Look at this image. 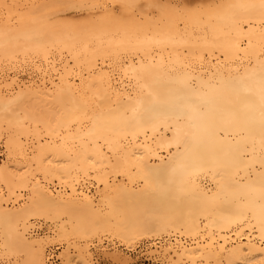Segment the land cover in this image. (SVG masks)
<instances>
[{
    "label": "bare ground",
    "instance_id": "bare-ground-1",
    "mask_svg": "<svg viewBox=\"0 0 264 264\" xmlns=\"http://www.w3.org/2000/svg\"><path fill=\"white\" fill-rule=\"evenodd\" d=\"M57 1L69 6L95 0H0V59L46 56L57 47L71 53L74 66L83 56L86 67L70 77L73 64L64 61L58 77L43 72L40 82L24 86L36 99L52 98H33V104L53 100L64 108L62 121L43 123L54 128L43 127L50 137L44 142L41 128L24 129L28 114L8 115L21 104L17 98L31 92L0 91V139L7 150L0 159L1 246H28L31 260L23 264H46V238L25 237L33 216L60 222L54 229L58 243L100 233L132 242L172 231L174 241L168 237L150 250L169 257L167 263L264 264V0L189 9L181 29L173 25L176 11L167 12L165 22L156 17V25L155 19L136 23L141 16L123 20L112 6L96 21L91 8L89 20L96 22L88 20L84 31L50 19ZM121 1L131 7L136 0ZM122 51L128 56L116 76L104 61ZM205 52L219 60L202 62ZM97 53L104 57L98 65ZM27 58L31 63L33 57ZM28 133L38 135L30 148L22 142ZM67 251L61 252L65 263L77 262L79 252L73 259Z\"/></svg>",
    "mask_w": 264,
    "mask_h": 264
},
{
    "label": "rangeland",
    "instance_id": "rangeland-1",
    "mask_svg": "<svg viewBox=\"0 0 264 264\" xmlns=\"http://www.w3.org/2000/svg\"><path fill=\"white\" fill-rule=\"evenodd\" d=\"M97 1H98V3L99 4H97ZM112 0H95L94 2H91V3H89V1H86V2H82V3H80L79 2V4H77V5H75V4H73L72 5V3L71 4H69V6H68V4L67 3H64V2H62V1H57V2H55V4L54 5H51V10L49 11L50 12V19L51 20H53V21H60L59 23H65V24H68V25H66V26H71L72 28H76V29H78L79 27H80V31L81 30H85V28L87 27H89V26H87L86 24H88L87 22H88V20H89V13L90 12H92V11H96L95 13L94 12H92L91 14L92 15H90L92 18H94L96 21L98 20V18H95V17H98L99 16V18L101 17L100 15H102L103 13H104V10L105 11H108V10H110V9H112V10H114L113 11V13L114 14H117V17L118 16H121V18L123 19V20H126V19H129V20H131V18H139L140 16H141V18H139V22H136V23H143V22H145V21H149V20H151V22L153 23L154 22V19H155V24L156 25H160V21L159 20H157V19H161V21H164L165 22V18H162L163 16L164 17H166L167 16V12H168V15H170V14H173V12L175 13V11L177 12L175 15L177 16V17H175V15L173 16V17H175V18H173V20H176V21H174L173 23H176V24H173L174 26H176V28H178V29H181V28H183V26H184V19H183V16L184 15H186V14H188V13H192V11L190 10L189 12H187L189 9H196V11L198 12L199 10H208V8H210V7H212L213 5H216L217 3L218 4H221V3H223L222 1L223 0H136L134 3L133 2H131V3H133V4H131V5H134V6H131L130 7V5L129 4H124L121 0H120V2H116V1H118V0H114V1H112ZM96 2V3H95ZM117 3V4H115V3ZM120 5H119V4ZM90 4H94V5H90ZM169 4V6H167ZM209 4H210V6H209ZM218 4L216 5V6H218ZM79 5V6H78ZM80 5H85L84 7H86V5H89V6H91V7H87V8H84V7H80ZM96 5H98V7H99V9L100 10H98V8L96 9ZM116 6V7H114V6ZM122 5H123V7H122ZM205 5V6H204ZM72 6H74V7H72ZM78 6V7H77ZM109 6H112V8H108ZM166 6V7H165ZM172 6V7H171ZM184 6V7H183ZM200 6V7H199ZM205 7V9H204V7ZM216 6H214V7H212V8H215ZM106 7H107V9H106ZM189 7V8H188ZM206 7H208L207 9H206ZM91 8H92V11H90L91 10ZM102 8V9H101ZM114 8V9H113ZM125 8L126 9H128V10H125ZM178 8V9H177ZM186 9L187 8V10H184V9ZM198 8H200L199 10H198ZM203 8V9H202ZM212 8H210V9H212ZM88 9V10H87ZM90 9V10H89ZM165 9H167L166 11H163V10H165ZM169 9V10H168ZM180 9H182V10H180ZM87 10V11H86ZM100 11H103V13L102 12H100V14H99V12ZM161 10V11H160ZM88 11H90V12H88ZM121 11V12H120ZM170 11V12H169ZM196 11L195 12H193V13H196ZM88 12V13H87ZM164 12V13H163ZM181 12V13H180ZM183 12V13H182ZM123 13V14H122ZM144 13H146V14H144ZM161 13H162V16H161ZM185 13V14H184ZM198 13H200V12H198ZM183 14V15H182ZM93 15H94V17H93ZM124 17H126V19L125 18H123V16ZM134 15V16H133ZM145 15H147V16H145ZM91 17H90V20H89V22L92 20V24L94 23V19H91ZM151 17V18H150ZM156 17H157V19H156ZM182 19H181V18ZM55 18V19H54ZM143 18V19H142ZM145 18L146 19H148V20H145ZM150 18V19H149ZM129 20L126 22V23H128L129 22ZM135 20V19H134ZM134 20H132V22L134 21ZM136 20V21H137ZM178 20V21H177ZM56 21V22H57ZM95 21V22H96ZM142 21V22H141ZM178 22V23H177ZM179 22H181V23H179ZM91 23V22H90ZM89 23V24H90ZM134 23H135V21H134ZM146 23V22H145ZM72 24V25H71ZM85 24V26L83 27V25ZM161 24H163V23H161ZM180 24V25H179ZM183 24V25H182ZM74 25V26H73ZM77 26V27H76ZM177 26H180V27H177ZM90 27H91V24H90ZM86 28V29H87ZM92 28H94V27H92ZM99 28H100V26H99ZM98 28V29H99ZM98 29H96V30H98ZM50 47H48V49H49ZM56 48V50H54V47H53V49L51 50V48L48 50V51H52L51 52V54H50V52H48L47 53V55L46 56H43V55H40V54H36L35 55V53L33 54H31V55H33V56H29L30 54H26V56L24 57L23 55H25V54H21V53H16V54H14L15 55V58H12V60H10V58H8V59H6V61H4L3 59H5V58H2V59H0V82L1 81H3V82H1L0 83V91L2 90V91H4V93H5V91H6V93L7 94H9V93H11V90L13 91L12 92V94H16L17 92V90H21V88L22 89H24V90H26V92L28 93V92H31V93H29V94H31V97H29L28 95H26V94H23L22 95V97H20V100L17 98V100H19V101H17L16 100V102H21V104L19 103V106L17 105L16 106V104H15V107H13L12 108V111H9L8 113V115H10L11 116V112H13V111H15V112H13L12 113V115H15L17 112H18V114L17 115H15V116H13V117H15L16 118V116H25V115H27L28 114V116H30V117H33L34 118V120H32L33 122H35L36 123V125L35 124H33V122L32 121H30V119L28 118V116H25V124H24V129H28L29 130V132L30 131H34V128L33 129H31L32 127H38V128H35V130H39V128H41L42 129V131H41V129H40V133L38 132V135H42L43 133H45V135L47 134V130H53L54 128H52V126H50L51 124H53L54 122H52V121H54V120H56V118L57 117H60L59 119H61L60 121H62V119L63 118H61V117H63V116H65V111H64V108H59L58 106H60V105H57V107H56V102L54 103L53 102V100H52V104H53V106H52V104H50V105H48V103L45 105L44 103H42V104H39V105H37V104H35V103H37V102H35L34 100H33V98H34V96H33V94H32V89H29V88H27V87H24L25 85H27V84H30V83H38V82H40L42 79L40 78L41 76H39V75H42L43 74V72H45L46 73V75H47V73H48V75H54L53 76V78H55V77H58V75H59V72L61 73L62 71H63V68H64V66L62 65V64H64V61H66V62H68V63H66V64H68V65H71V64H73L74 63V61L71 59V53L70 54H68L69 52H67L68 50H65V49H63V51H61L62 49H60V53L58 52L59 51V49L57 48V47H55ZM53 50H54V52H53ZM65 50V51H64ZM67 53V54H66ZM123 53V54H122ZM126 52H124V51H122V52H120L119 53V55H117L116 57L115 56H113L112 54V56L110 55V57L108 56V54H107V58L105 57V61H104V57H101L102 56V53H97V55H95V56H99V58H96L95 57V62L97 63V65L98 64H101V62L102 61H104L105 62V64L108 66V65H111V67L110 66H108V68L109 69H111V71L113 72V73H115V75L116 76H118V75H120V76H122V70H120V68H121V64L123 63V62H125V60L127 59V56H128V53H126ZM54 54V55H53ZM55 54L57 55V56H55ZM63 54H65V55H63ZM101 56H100V55ZM23 57H22V56ZM38 55V56H37ZM59 55V56H58ZM63 55V57H61ZM126 55V56H125ZM208 54L205 52L203 55H202V58H201V56H200V58L202 59V60H204V61H202V62H206V63H208V64H212L211 62L213 61L214 63L217 61V60H219L217 57H216V54H214V58H213V54H212V56H207ZM16 56H17V59H16ZM37 56V57H36ZM68 56V57H67ZM105 56V55H104ZM124 56V57H123ZM14 57V56H13ZM18 57H20V58H22V59H20V58H18ZM27 57H30L29 58V60L30 59H32V57H33V59H32V61L30 60V62L31 63H29L27 60H28V58ZM39 57V58H38ZM42 57V58H41ZM54 57H58L57 59H55ZM64 57H65V59H64ZM113 57V58H112ZM119 57H120V59H119ZM122 57H123V60H122ZM209 57H211L210 59H208ZM51 58V59H50ZM69 58V59H68ZM100 58H102L103 60L101 61V59ZM110 58V59H109ZM114 58H116V59H114ZM126 58V59H125ZM195 58V57H194ZM193 58V61H195V62H197V58L196 59H194ZM216 58V59H215ZM36 59H37V61H36ZM40 59V60H39ZM61 60V62L59 61V60ZM64 59V60H63ZM66 59H68V60H66ZM83 59V56H82V58H81V60H80V62H79V65H75L74 66V64H73V73L71 74V76L70 77H76V76H74V74L79 70V68L81 67V69L82 70H84V71H82L81 69L79 70L80 72H82V73H85V71H86V67L84 66V65H82V62L84 61V60H82ZM111 59H112V61H111ZM35 60V61H34ZM43 60V61H42ZM47 60H49V61H47ZM58 60V61H57ZM69 60H71V61H69ZM99 60V61H98ZM115 60V61H114ZM192 60V59H191ZM210 60V61H209ZM7 61H9V62H7ZM55 61H57V62H55ZM101 61V62H100ZM115 62V64H113L114 62ZM209 61V62H208ZM33 62H36L35 64L33 63ZM43 62H45V63H43ZM46 62H48V64H49V66H46L47 64H46ZM70 62V63H69ZM107 62H109V64L107 63ZM112 62V63H111ZM117 62V63H116ZM120 62V63H119ZM60 63V64H59ZM83 63H85V62H83ZM43 64V65H42ZM65 64V66H67ZM118 64V65H117ZM120 64V65H119ZM32 65V66H31ZM36 65H37V68H39V70H37V68H36ZM39 65V66H38ZM60 65V66H59ZM114 65L116 66V67H114ZM53 66V67H52ZM54 66H56V67H54ZM52 67V68H51ZM34 68H36V70L34 69ZM49 68V69H48ZM54 68V69H53ZM85 68V69H84ZM52 69V70H51ZM59 69V70H58ZM75 69V70H74ZM113 69V70H112ZM47 72H46V71ZM56 70L58 71V72H56ZM116 70H117V72H116ZM53 71V72H52ZM74 71H76V72H74ZM78 71V72H79ZM41 72V73H40ZM50 72H51V74H50ZM38 73V74H37ZM44 73V74H45ZM56 73H57V75H56ZM119 73V74H118ZM14 74V75H13ZM118 74V75H117ZM6 75V76H5ZM5 76V77H4ZM19 76V77H18ZM35 76V77H34ZM36 76H38L39 78L37 79V77ZM3 77V78H2ZM5 78V79H4ZM8 80H7V79ZM12 78V79H11ZM17 78V79H16ZM31 78H33V79H31ZM14 79H15V81H14ZM20 79V80H19ZM11 80H13V83L11 82ZM19 80V81H18ZM39 80V81H38ZM9 82H11V83H9ZM6 85V86H2V85ZM16 84H18L19 85V87L18 86H16ZM21 84V85H20ZM24 84V85H23ZM7 85L9 86V89H8V87H7ZM6 87H7V89H6ZM13 87V88H12ZM4 88V89H3ZM20 88V89H19ZM15 90V91H14ZM24 90H23V92H24ZM31 90V91H30ZM1 91V92H2ZM8 91V92H7ZM10 91V92H9ZM26 92H24V93H26ZM29 97V98H28ZM37 97V96H36ZM36 97L34 98V99H36ZM44 98L42 99L41 97H39V98H41V99H39V98H37L38 99V101H42V100H44V102H51V99L52 98H48L47 97V101L45 100L46 99V97L45 96H43ZM30 99H31V101H30ZM36 99V100H37ZM26 100V102L27 103H25L24 101ZM33 100V101H32ZM33 102H35L34 104H33ZM17 103V104H18ZM25 103V104H24ZM32 103V104H31ZM38 103H40V102H38ZM44 105V106H43ZM55 105V106H54ZM20 106H23L24 107V109H20V108H22V107H20ZM50 106V107H49ZM53 107V109H52V107ZM48 107V108H47ZM57 108V109H55V108ZM19 109V110H16V109ZM51 108V109H50ZM55 109V110H54ZM22 110H27L28 111V113H27V111H25L24 113L23 112H21ZM61 112H63L62 114H61ZM20 113H21V115H20ZM24 114V115H23ZM53 114H55V118L54 119H52V115ZM60 114V115H59ZM58 115V116H57ZM12 117V116H11ZM15 118H13V119H15ZM33 118H31V119H33ZM50 118H51V121H49L50 120ZM36 119V120H35ZM28 121H30L29 123H28ZM37 121V122H36ZM46 122H50L51 124H49V125H44L43 123H46ZM40 123V124H39ZM47 123V124H48ZM58 123V121H55V123L53 124V125H55V124H57ZM32 124H33V126H32ZM29 125V126H28ZM39 125V126H38ZM41 125H43V126H41ZM46 127L45 129H47V130H45L43 127ZM47 126H50L51 128H47ZM53 127H55V126H53ZM27 131V130H26ZM28 132V131H27ZM26 132V133H27ZM31 132V133H32ZM42 132V133H41ZM31 133H28L30 136H26V135H28V134H24V135H22V142H24V144H25V147H27V148H30L31 146H32V144L34 145L36 142V137L38 136V135H34V136H32V134ZM34 133V132H33ZM42 135L41 137L42 138H40V139H42L43 140V142L46 140H49L50 139V137L48 136V135ZM26 136V137H25ZM23 137H25V138H23ZM32 137H34V138H32ZM48 139H47V138ZM27 138V139H26ZM1 141H0V159L2 158V159H5L6 158V152H7V150H5L6 149V147H5V142H4V140L5 139H0ZM27 140V141H26ZM26 141V142H25ZM27 142H29V144H27ZM33 142V143H32ZM35 142V143H34ZM27 144V145H26ZM4 154V155H3ZM2 156H4V157H2ZM42 179V178H41ZM205 179V181H207V178H204ZM90 181V184H93L94 185V178H91L90 180H88V182ZM93 181V182H92ZM59 182V181H58ZM57 182V180H54V183H57V184H55L56 186L58 185H62L61 183H58ZM20 202V203H19ZM13 204H14V207L16 206V207H19V206H22L21 205V201H15V202H13ZM12 204V201H10V204H9V206H11V205H13ZM12 208H13V206H12ZM31 219V220H30ZM29 220H28V223L27 224H33V228H32V226H30V225H28V227H27V229L28 230H26L25 232V237L27 238L26 240L27 241H30V240H32V239H35V240H38V239H40V237H41V240H42V238H46V240L44 241V239H43V241H44V243H45V245L43 246L44 247V255H46V259H47V251L50 249V248H54V247H56V246H58V248H57V255H58V257L60 258V263L59 264H66L65 263V261H66V259L64 258L65 256L63 255V256H61V254H63V253H61L64 249L65 250H67L68 249V251H67V253L69 252V254L71 255V257L73 258V259H75L76 258V256H74V255H77V254H75V253H77V252H79L78 253V255H80V258L78 257V258H76L74 261H77V262H72V264H81V262H82V257H84L85 256V260H86V263H84V264H90L91 262H92V264H170L171 262H168L167 263V261H172V260H170L169 259V257H167V256H162V255H160V254H158V253H153L152 254V252H150V250L152 251L154 248H156V245H159V244H162L163 242H165L166 240H168V237H169V240L171 241V240H173L174 241V238H176L177 236H176V234H174L172 231H170V233L168 232V231H165V233H161L160 235H156V233L153 231V232H150V233H148V235L147 234H144V237H140V238H134V240L133 239H130V240H132V242L134 243V241H136L134 244L131 242V241H129L128 242V240L126 241L125 239H123L122 237H120V236H113V235H111V234H105L104 233V235L102 234V233H100L98 236H93V237H90L89 239H88V237L86 238V237H79V238H74V237H72V241H63L62 243L61 242H59L58 243V241L59 240H57L58 238H57V235H56V232H57V230H54V229H57L58 228V225H59V223L58 222H56V224H54V221H51V220H47L46 218H39V217H31ZM31 222V223H30ZM56 226V227H55ZM36 229V230H35ZM53 232V233H52ZM32 233V234H31ZM150 234H154V235H151L150 236ZM166 234V235H165ZM172 234V235H171ZM32 235V236H31ZM55 235V236H54ZM30 236V237H29ZM52 236H53V238H52ZM1 238V237H0ZM51 238L52 240H49V239ZM55 238V239H54ZM71 238V237H70ZM73 238L74 239H76L75 241H73ZM81 238V239H80ZM83 238H86V239H83ZM98 238H99V240H98ZM180 238V237H179ZM182 238L183 239H189V237L188 236H182ZM81 241H80V240ZM83 239V240H82ZM136 239V240H135ZM163 239V240H162ZM166 239V240H165ZM54 240V241H53ZM57 240V241H56ZM88 240V241H87ZM168 240V241H169ZM49 241V242H48ZM53 241V242H52ZM78 241V242H77ZM158 241V242H157ZM161 241V242H160ZM0 242H2V240L0 239ZM50 242H52V243H50ZM69 242V243H68ZM83 242V243H82ZM157 242V243H156ZM58 243V244H57ZM97 243V244H96ZM133 245H132V244ZM16 244H18V243H14L13 245H16ZM70 244V245H69ZM137 244H140V247H136L137 246ZM153 244V245H152ZM156 244V245H155ZM74 245V246H73ZM75 245H76V247H75ZM80 245V247H77V246H79ZM132 245V246H131ZM155 245V246H154ZM18 246H22V247H17V246H15L14 247V249H12L11 251H8L7 249H4L2 246H1V244H0V255H2V256H6L5 258L4 257H2V261H0V264H23V263H26L28 260H31V259H29V256H28V250L26 251L25 249H24V247L26 248V249H28L29 248V252H30V247H28V246H23V245H21V244H18ZM34 246H37V245H34ZM83 246V247H82ZM87 246H88V248H90V249H88L87 248ZM105 246V247H104ZM2 247V248H1ZM12 247V246H11ZM11 247L9 248V249H11ZM2 249V250H1ZM81 249H84L83 251L81 250ZM85 249H87V250H85ZM3 250H6V252L5 251H3ZM115 250V251H114ZM120 250V251H119ZM3 253H2V252ZM96 251H98V252H96ZM90 254H89V253ZM103 252V253H102ZM115 253V254H110V253ZM6 255H5V254ZM118 253H119V255H118ZM83 254V255H82ZM88 254H89V256H88ZM156 254V255H155ZM91 255V256H90ZM111 255H114V257H117V259H115L113 256H111ZM118 255V256H117ZM160 255V256H159ZM162 256V257H161ZM1 257V256H0ZM68 257H70L69 255H68ZM113 257V258H112ZM166 257H167V259H169V260H167L166 259ZM30 258H31V254H30ZM71 260V259H70ZM80 260H81V262H80ZM71 261H73V260H71ZM71 261H69V262H71ZM79 261V262H78ZM199 261V260H198ZM30 262V261H29ZM69 262L67 263V264H69ZM90 262V263H89ZM29 264V263H28ZM30 264H32V263H30ZM46 264H47V260H46ZM82 264H83V262H82ZM172 264H182V262H179V263H173L172 262ZM188 264V263H187ZM196 264H208V263H205V262H196ZM209 264H213L212 262H209Z\"/></svg>",
    "mask_w": 264,
    "mask_h": 264
},
{
    "label": "built area",
    "instance_id": "built-area-1",
    "mask_svg": "<svg viewBox=\"0 0 264 264\" xmlns=\"http://www.w3.org/2000/svg\"><path fill=\"white\" fill-rule=\"evenodd\" d=\"M36 230V229H35ZM137 248L140 247V244H137ZM57 248L58 246L54 248H50L47 251V264H59L60 263V258L57 255Z\"/></svg>",
    "mask_w": 264,
    "mask_h": 264
}]
</instances>
